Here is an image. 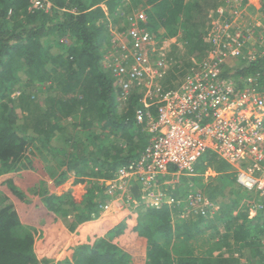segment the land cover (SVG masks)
Masks as SVG:
<instances>
[{
    "label": "trees",
    "instance_id": "trees-1",
    "mask_svg": "<svg viewBox=\"0 0 264 264\" xmlns=\"http://www.w3.org/2000/svg\"><path fill=\"white\" fill-rule=\"evenodd\" d=\"M32 1L0 0V264H264V217H249V192L236 182L212 219L182 220V207L166 203L134 206L117 221L100 215L102 181L137 159L149 139L135 120L140 95L132 92L120 105L101 64L110 26L122 34L127 16L142 11L154 39L182 43L176 51L188 66L207 53L206 27L218 0H46V10ZM242 6L254 17L264 12V0ZM232 62L222 78H233L238 90L252 78L264 93V56L226 65ZM179 65L163 88L173 86ZM204 163L227 168L207 152L193 171ZM179 181L166 196L179 199L190 181L199 185L194 177ZM219 183L205 192L210 201L220 196ZM131 192L139 197L136 185ZM217 220L224 233L212 241L202 232ZM172 238L176 246L162 243Z\"/></svg>",
    "mask_w": 264,
    "mask_h": 264
},
{
    "label": "built area",
    "instance_id": "built-area-1",
    "mask_svg": "<svg viewBox=\"0 0 264 264\" xmlns=\"http://www.w3.org/2000/svg\"><path fill=\"white\" fill-rule=\"evenodd\" d=\"M243 1L223 0L207 31L205 57L195 63V70L166 89L162 81L172 63L163 51L154 48L155 40L145 27L146 15L135 11L127 16L122 34L110 29V46L101 64L114 78L120 105L132 92L140 95L142 108L136 110L135 120L149 139L137 159L102 181L107 199L101 213L111 203L123 200L130 207L138 201L156 208L175 204L184 212L209 216L218 208L200 191L190 189L187 198L172 199L157 183L169 176L191 175L195 163L211 152L227 163L240 188L257 197L249 203V217L256 213L264 217V93L253 86L252 78L238 90L233 78L221 76L228 59L262 56L260 49H250L254 28L242 26L246 17ZM32 5L47 9L46 0H33ZM261 23L264 25V12L255 26ZM150 52H156L155 58ZM134 185L138 198L131 192ZM261 244L264 248V240Z\"/></svg>",
    "mask_w": 264,
    "mask_h": 264
},
{
    "label": "rangeland",
    "instance_id": "rangeland-1",
    "mask_svg": "<svg viewBox=\"0 0 264 264\" xmlns=\"http://www.w3.org/2000/svg\"><path fill=\"white\" fill-rule=\"evenodd\" d=\"M250 3H252L254 0H248ZM223 3V0H218V4L219 6ZM244 11H245V14H246V17L243 18L242 20V26L244 27H252L254 28V40L251 42V46H250V49H260L261 51V54L262 56H264V25L261 23L260 25L261 26H255V22H257V19L259 18L260 14L257 15V16H253L252 14H249L248 11L246 10V8L244 7ZM212 12V10L209 11V14ZM209 21H208V24H207V27H206V37H207V31L209 30V28L211 27V24L213 22V20L215 19V16H210L209 18ZM110 26V24H109ZM111 29L112 26H110ZM155 40V44H154V48L157 50V51H163L168 59H170L172 65L175 64V63H179L180 65L177 66V72L175 70H173V73H174V79L172 80V84H174L183 74L185 73H188L190 71H193L196 69V64L195 62L193 61H190V64L191 65H188V66H184V54L179 53L180 51H176V50H181L183 51V45L181 42L179 41H176L175 39H154ZM64 42H68L66 39H64ZM176 45L178 47H176V49L174 50L173 46ZM155 53L156 52H150V57L153 59L155 58ZM234 62H232V64L230 66L228 65H225L224 69H228L230 67H233L234 65ZM233 65V66H232ZM172 67H170L169 71L172 70ZM168 71V72H169ZM217 160L219 161H222L224 162L223 160L219 159L216 157ZM201 162V161H200ZM199 162V163H200ZM202 163V162H201ZM225 163V162H224ZM226 164V170L224 169L223 171L221 172H216L214 170V168L210 165H208L207 163H204V168H203V171H199L197 173H195L193 171V173L191 175H178V176H169V177H165L163 178L160 182L158 181L157 183V187L159 189H161L162 191H166V189L168 187H174L175 186V183L176 184H179L181 185L180 181H179V178L181 176H185V177H194V178H198L199 182L198 184L199 185H194V183H192L191 181L188 183V185H190V189H196L198 191H200L203 195H206L205 192H208L209 190H211V188L216 184V181L219 183L220 179L223 180V182H225L224 184L222 183H219L218 185L220 186V193L221 194H218L220 196L216 197V201L213 202L216 206H217V210L216 211H213L211 212V214L208 216L209 218H213L217 212L219 211V208L222 207V205H226V203H228V200H229V196L233 195V190L234 188L233 187H236V184H235V178H234V175H233V172L231 171V168ZM66 187H67V184H66ZM189 189V190H190ZM183 191L185 192V195L181 196L179 199L180 200H183L185 198L188 197L189 195V192H188V189H183ZM182 193V192H181ZM249 194V197H250V200L249 202H246L248 207H249V203L251 202V200L253 199H257V197H255L254 195H252L251 193H248ZM248 194L246 196H248ZM207 197V196H206ZM232 197V196H231ZM124 201H119L118 203H111L108 207H107V211L104 212V213H101L100 212V215H103V214H107V217H110L111 219L117 221L119 218H122V216L125 214V212L127 210H129L131 206H128L127 203H123ZM147 202L145 203L144 201H138L137 205H134V206H137L138 209H140V211L144 210V207L147 206ZM136 208V207H134ZM196 214H194L193 211H186L184 212L183 211V214L181 215L180 219L182 220H190V219H193L194 216ZM173 218L176 219L177 218V215H173ZM216 228L213 229L212 227H206L205 229H203V232H202V235L203 236H206L207 238L211 239L212 241H216L218 239H220L221 235H223L224 233V227L222 225V223H220L219 220L215 221V223H213ZM61 225H63L61 223ZM179 241L178 240H175L174 238L170 239V240H166V241H162V243L168 247V248H172L174 246H176V243H178ZM232 254H234V256H237L236 255V252H231Z\"/></svg>",
    "mask_w": 264,
    "mask_h": 264
}]
</instances>
